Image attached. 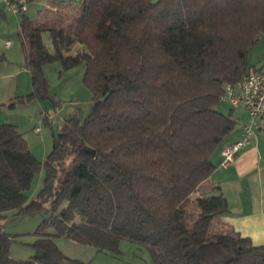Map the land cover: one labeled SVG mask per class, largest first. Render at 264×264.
Segmentation results:
<instances>
[{
    "label": "trees",
    "instance_id": "obj_1",
    "mask_svg": "<svg viewBox=\"0 0 264 264\" xmlns=\"http://www.w3.org/2000/svg\"><path fill=\"white\" fill-rule=\"evenodd\" d=\"M64 2L52 24L19 7L26 97L52 100L46 64L83 63L93 105L83 122L78 113L64 120L42 160L17 125L0 123V221L11 209L46 213L27 259L11 257L14 239L0 232V264H89L64 254L57 236L110 252L128 240L149 251L151 264H264V243L232 228L209 230L228 211L222 193L196 199L193 229L185 207L236 126L218 104L227 83L237 89L254 70L247 55L264 34V0ZM74 43L82 49L72 54ZM41 169L42 187L27 200Z\"/></svg>",
    "mask_w": 264,
    "mask_h": 264
},
{
    "label": "rangeland",
    "instance_id": "obj_2",
    "mask_svg": "<svg viewBox=\"0 0 264 264\" xmlns=\"http://www.w3.org/2000/svg\"><path fill=\"white\" fill-rule=\"evenodd\" d=\"M40 1L43 2L42 5H35L32 0H28L25 4V12L32 20L37 22L41 20L46 24H52L57 17V12L53 10V4L57 5L60 9L59 13L64 10L67 4L64 0ZM0 12V40H2L0 42V55L5 51L8 57L0 61V123L13 122L17 124L18 130L23 133L29 148L37 154L36 156H42L44 148L47 150V154L52 147V133L50 125L42 120L41 115H39L41 114V112L39 113L41 109L40 104L45 102L44 104L53 106L52 100H41L39 103L34 97H26V95L31 92V78L27 69H24L25 72H20L21 75L19 77L15 73L11 75V72L15 69V65H18L21 59L25 66L22 48L23 39L19 34V20L21 16L20 11L13 13L11 10H8L4 2L1 4ZM6 39H9L11 42V49H13L12 53H10L8 49L4 50V42ZM43 39L45 43L51 47L48 32L43 34ZM80 49H82V45L74 43L69 53L73 54ZM10 55L15 63L10 62ZM45 69L48 77L49 94L55 100L59 101L60 105L69 104L71 100L78 101L79 104H74V107L78 109V117L80 121L83 122L93 105L91 92L82 82L84 64L81 63L70 69L64 70L60 62L55 61L46 64ZM23 75L29 80L27 82L30 89L29 91H27L28 87H26V83L24 84ZM19 78L21 82L18 86L17 81ZM60 105H58V107ZM239 108H241V106L234 108V111L237 113V111L240 110ZM218 109L228 114L231 106L227 102L221 101L218 104ZM34 127H39L41 131L34 133L32 130ZM52 127L54 133H57L58 130L55 118ZM44 133L46 134L45 138H43ZM43 178L44 170L41 169L34 175L31 187L26 191L27 200L37 195L39 189L42 187ZM185 207L187 208L186 219L188 226L193 229L199 220L200 212L194 196L186 202ZM4 214L5 216L0 221V232L8 233L14 239L10 244L11 257L22 260L29 258L34 253L32 247V243L36 238L34 231L46 217V213L20 216L11 209ZM48 230L52 232L53 228H49ZM53 239L64 254L73 258H78L89 264H151L149 251L128 240H121L119 251L110 252L108 250L97 251L92 245L78 243L63 236H57Z\"/></svg>",
    "mask_w": 264,
    "mask_h": 264
},
{
    "label": "crops",
    "instance_id": "obj_3",
    "mask_svg": "<svg viewBox=\"0 0 264 264\" xmlns=\"http://www.w3.org/2000/svg\"><path fill=\"white\" fill-rule=\"evenodd\" d=\"M35 5H42L40 0H32ZM2 1H0L1 9ZM53 9L57 5H52ZM1 13V12H0ZM7 40V39H6ZM2 41V40H1ZM0 41V42H1ZM5 46V44H4ZM10 47H4L13 52ZM4 59L8 58L5 51L2 52ZM12 55V54H11ZM11 55L9 58L11 59ZM247 60L250 68L259 69L264 66V34H261L256 43L249 48ZM14 60L11 59V63ZM15 65V69L11 72L17 74L19 77L20 72L27 69L22 62ZM45 69V68H44ZM29 73V71L27 70ZM46 78V69H45ZM24 84L29 81L27 77L23 75ZM26 79V81H25ZM21 80L17 81L19 86ZM29 84V83H28ZM31 88V87H30ZM18 91V90H17ZM52 97V96H51ZM37 102H41L36 99ZM45 103V102H44ZM40 104L41 109L49 108L50 105ZM60 105L59 101L52 97V105ZM74 104H79L76 100H71L69 104H61L57 113L51 119L50 122L45 121L51 127V133L53 135V120H56L57 130L69 116L78 113V109L74 107ZM77 109V110H76ZM237 113L234 109H230L233 118L236 120V126L234 130L226 137L223 143L215 149L211 155V161L214 164V169L207 179H205L198 188L190 195L189 199L194 196V199L203 196H209L211 194L222 193L228 203V211L222 215L216 216L209 221V230L213 232L224 231L227 228H232L234 231L240 233L241 236L249 237L254 244L264 243V125L255 129L252 139L249 144L240 149L231 163L226 166L221 165L222 155L221 149L224 145L234 141L240 135L242 124L245 121L247 115L244 107L239 108ZM236 114V115H235ZM40 115V114H39ZM13 123V122H12ZM15 124V123H14ZM17 125V124H15ZM34 133L41 131H35ZM23 134V133H22ZM46 137L44 133L43 138ZM25 138V137H24ZM27 141V140H26ZM28 143V142H27ZM47 144V143H46ZM29 146V145H28ZM47 146V145H46ZM31 150V149H30ZM46 151L42 156H36L35 152L31 150L36 158L42 160Z\"/></svg>",
    "mask_w": 264,
    "mask_h": 264
},
{
    "label": "built area",
    "instance_id": "obj_4",
    "mask_svg": "<svg viewBox=\"0 0 264 264\" xmlns=\"http://www.w3.org/2000/svg\"><path fill=\"white\" fill-rule=\"evenodd\" d=\"M5 3L8 9L14 13L26 8V0H0ZM10 43L6 41V45ZM221 101L227 102L231 107H244L246 119L242 124L240 135L234 141L224 145L221 149V165L226 166L232 162L235 154L244 146L250 143L255 129L264 124V66L259 69L249 71L240 81L236 89L232 84L227 83L221 96ZM58 111V106L47 111H41V117L53 118ZM40 128L36 127L35 131Z\"/></svg>",
    "mask_w": 264,
    "mask_h": 264
},
{
    "label": "water",
    "instance_id": "obj_5",
    "mask_svg": "<svg viewBox=\"0 0 264 264\" xmlns=\"http://www.w3.org/2000/svg\"><path fill=\"white\" fill-rule=\"evenodd\" d=\"M106 96H107V94H105V95L101 98V100H103Z\"/></svg>",
    "mask_w": 264,
    "mask_h": 264
}]
</instances>
